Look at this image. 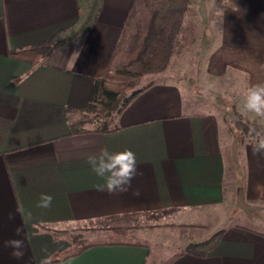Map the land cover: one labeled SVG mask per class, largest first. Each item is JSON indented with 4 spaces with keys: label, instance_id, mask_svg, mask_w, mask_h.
Segmentation results:
<instances>
[{
    "label": "crops",
    "instance_id": "obj_1",
    "mask_svg": "<svg viewBox=\"0 0 264 264\" xmlns=\"http://www.w3.org/2000/svg\"><path fill=\"white\" fill-rule=\"evenodd\" d=\"M135 1L103 0L90 31L32 65L9 52L32 48L73 25L76 1L0 0V264H39L44 249L53 264H149V247L137 243L99 242L73 256L78 251L58 229L164 211L177 225L202 232L190 242L221 232L207 255L182 252L169 264H264V230L251 218L264 209V160L253 153L257 141L233 152L222 113L193 100L184 83L167 79L141 88L114 119V131L72 129L80 113L70 109L86 108L96 80L108 74ZM218 4L219 36L199 71L205 81L212 79L208 74L230 81L243 101L250 85L264 82V0ZM258 131H264V117ZM104 147L135 153L142 174L128 192L97 190L103 181L87 156ZM41 194L53 197L47 209L36 206ZM17 208L25 214L9 220ZM19 225L21 237L15 234ZM13 238L25 241L22 260L4 246Z\"/></svg>",
    "mask_w": 264,
    "mask_h": 264
},
{
    "label": "rangeland",
    "instance_id": "obj_2",
    "mask_svg": "<svg viewBox=\"0 0 264 264\" xmlns=\"http://www.w3.org/2000/svg\"><path fill=\"white\" fill-rule=\"evenodd\" d=\"M218 0H192V5L183 21L181 31L172 47L170 61L165 70L146 75L136 89L158 81L173 79L182 82L193 100L206 101L208 109L217 108L223 115L230 130L233 152L239 144L253 143L257 138L250 134V129L261 126V117L243 109V101L237 99L238 90H231V82H223L209 75L211 81H205V72L199 71L208 61V54L213 51V40L218 38L220 11ZM138 12L144 23L148 22L143 0H140ZM132 55L122 57L124 64ZM202 66V67H201ZM114 75V71L109 73ZM130 93L122 96L119 103L111 110L98 105L93 113H80L77 121L84 123V129H95L107 123H113L123 101ZM239 98L240 95H238ZM241 122L247 132L239 125ZM240 126V127H239ZM254 226L264 230V209L254 212ZM60 236L73 242L72 251L99 242H123L144 244L150 249L149 264H169L173 256L185 252L193 243L192 237L202 234L189 227L177 225L171 212H157L130 216L102 225H64L58 229Z\"/></svg>",
    "mask_w": 264,
    "mask_h": 264
},
{
    "label": "trees",
    "instance_id": "obj_3",
    "mask_svg": "<svg viewBox=\"0 0 264 264\" xmlns=\"http://www.w3.org/2000/svg\"><path fill=\"white\" fill-rule=\"evenodd\" d=\"M78 7V19L70 27L58 31L51 39L32 48L19 51H10L11 57L26 61L32 65L40 64L54 50L75 44L83 35L96 24L103 6V0H75ZM140 0H136L131 7L126 21L122 27L116 46L112 53L108 74L96 80L90 101L84 109H70L73 112L93 113L100 104L106 110H111L119 103L122 96L130 93L121 105L119 115L124 108L142 90L136 89L143 78L148 74L162 72L169 64L172 47L181 31L184 18L188 13L192 0H143L148 22L145 24L141 18L138 7ZM124 64L122 57L132 55ZM114 71V75L109 73ZM242 129H248L239 122ZM79 121L72 123L76 133L87 132ZM110 126L105 123L93 129L95 132H111ZM240 127V126H239ZM253 135V134H252ZM221 237V232L209 239L189 244L185 252L197 255H207ZM80 249L76 254L85 250Z\"/></svg>",
    "mask_w": 264,
    "mask_h": 264
},
{
    "label": "clouds",
    "instance_id": "obj_4",
    "mask_svg": "<svg viewBox=\"0 0 264 264\" xmlns=\"http://www.w3.org/2000/svg\"><path fill=\"white\" fill-rule=\"evenodd\" d=\"M76 55V54H74ZM243 109L249 113H254L258 117H264V82L250 85L244 94ZM250 134L257 138V142L253 146V153L264 160V131L250 129ZM87 163L95 175L100 178L103 183L96 185L97 190L106 191L109 194L128 192L132 186V181L138 172L136 155L130 149L123 151L111 152L107 147L101 148L98 153L87 156ZM134 195H139L134 192ZM53 197L48 194H41L36 206L38 208L47 209L52 204ZM17 214L24 215L23 208H17L13 212H9L8 219L14 220ZM27 216L31 217V212H27ZM23 226L19 225L15 229L17 237H21ZM4 246L11 249L10 255L15 260H22L25 253V241L23 238H13L4 242ZM46 254L40 259L39 264H53V257L47 254V249L42 250Z\"/></svg>",
    "mask_w": 264,
    "mask_h": 264
}]
</instances>
